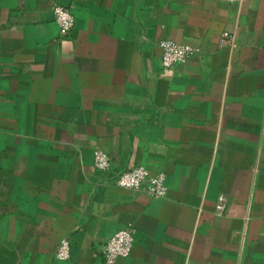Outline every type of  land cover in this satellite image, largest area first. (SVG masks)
<instances>
[{"label": "crops", "instance_id": "1", "mask_svg": "<svg viewBox=\"0 0 264 264\" xmlns=\"http://www.w3.org/2000/svg\"><path fill=\"white\" fill-rule=\"evenodd\" d=\"M137 166L167 196L116 184ZM128 227L116 264H264V0H0V264H105Z\"/></svg>", "mask_w": 264, "mask_h": 264}, {"label": "built area", "instance_id": "2", "mask_svg": "<svg viewBox=\"0 0 264 264\" xmlns=\"http://www.w3.org/2000/svg\"><path fill=\"white\" fill-rule=\"evenodd\" d=\"M55 21L60 28L61 36L67 37L73 30L76 19L70 8L56 6L54 8ZM162 50V63L167 69L176 67L186 62L195 53L196 49L188 44L162 40L159 44ZM96 167L104 172L111 170V158L109 154L102 150L94 153ZM114 180L119 187L143 191L154 198L165 197L168 194L167 176L164 172H152L146 166L121 171L114 176ZM225 198L221 197L217 205L219 211L224 210ZM136 229L128 227L117 231L105 244L103 254L105 264H116L120 258H127L131 255ZM59 260H68L71 257V242L64 238L56 252Z\"/></svg>", "mask_w": 264, "mask_h": 264}]
</instances>
